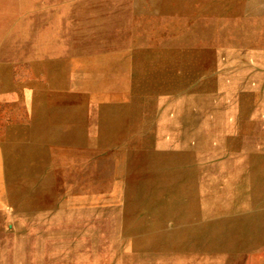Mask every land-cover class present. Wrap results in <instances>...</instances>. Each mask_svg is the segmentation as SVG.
Returning <instances> with one entry per match:
<instances>
[{
  "label": "rangeland",
  "instance_id": "1",
  "mask_svg": "<svg viewBox=\"0 0 264 264\" xmlns=\"http://www.w3.org/2000/svg\"><path fill=\"white\" fill-rule=\"evenodd\" d=\"M208 1L191 0L184 14L159 17L162 0H135L156 15L132 18L148 22L147 29L132 31L128 46L76 57L89 69L113 67L115 86L102 84L104 91L85 101L68 98L67 112L76 109L86 136L78 128L71 140L64 133L49 144L31 134L42 111L29 108L23 88L35 93L46 74L28 61L12 63L14 94L0 97V152L13 166L0 175V251L9 248L4 255L10 264H264L259 119L248 117V125L236 128L229 149L222 142L180 144V135L158 133L154 116L159 99L194 96L198 104L208 97V110L227 109L230 101L232 110L264 117V44L222 46L218 57L211 40L202 46L209 51L197 52L194 64L181 70V46L155 43L182 35L181 26L189 27ZM160 71L168 80L154 78ZM14 131L19 135L12 139Z\"/></svg>",
  "mask_w": 264,
  "mask_h": 264
},
{
  "label": "bare ground",
  "instance_id": "2",
  "mask_svg": "<svg viewBox=\"0 0 264 264\" xmlns=\"http://www.w3.org/2000/svg\"><path fill=\"white\" fill-rule=\"evenodd\" d=\"M162 1L157 12L159 17L184 14L185 4L191 0ZM225 1L227 0H209L203 3L196 10L199 17L193 18L189 27L181 26L182 35L178 34L167 41L155 40L160 46H181L178 68L191 67L197 59V52L201 55V52L209 51L202 46L211 40V51L218 57L224 54L218 53L222 46L234 48L264 44V18H261L264 16V0H254L251 4ZM147 14L155 15L141 8L135 0H0V97L10 98L14 94L16 85L11 80L12 63L28 61L35 71L45 72L47 79L45 85L33 94L27 92L25 86L23 88L25 99L29 100V108L42 111L35 123L37 130L34 128L31 134L37 133L41 140L45 139L49 144L60 141V135L64 133L71 140L81 128L76 109L69 108L67 112L66 107L70 103L68 98L75 96L84 100L87 96L103 92L104 90H100L102 86H115L112 81L113 67H109L108 71L89 69L88 65L81 64V60L76 57L83 52L130 45L132 31L148 28V22L134 24L132 18H144ZM234 16L237 18L234 19ZM252 16L261 19H251ZM201 17H207L209 24H202ZM198 40L201 47H196L200 46ZM164 52L160 51L159 56L156 55L159 63L158 57L161 58L162 55L164 59ZM74 56L75 59H70ZM221 59L218 58V61H226ZM138 61L141 60L138 58ZM242 72L243 70L237 74L240 77H235L236 80H240ZM107 77L111 79L108 82L105 80ZM84 82H87V88L80 89ZM78 90L83 94H79ZM42 97L45 101L43 104H33L35 99ZM13 133L12 139L17 138V131ZM78 134L86 136L88 130L81 129ZM37 153L38 155L33 153L32 156L35 158L41 154ZM8 164V155L0 152V175L13 167ZM42 186L40 184L39 189L45 188ZM5 249V252L0 251V264H10L4 255L9 248Z\"/></svg>",
  "mask_w": 264,
  "mask_h": 264
},
{
  "label": "crops",
  "instance_id": "3",
  "mask_svg": "<svg viewBox=\"0 0 264 264\" xmlns=\"http://www.w3.org/2000/svg\"><path fill=\"white\" fill-rule=\"evenodd\" d=\"M177 69L175 68L174 70L177 71ZM179 73L174 75L177 77ZM156 77L157 79L165 78L164 80L169 78H167V72L163 71L156 73L154 78L156 79ZM153 85H159V89L162 87L161 83ZM207 98L202 99L199 104L194 100V96L159 99L157 105L153 106V110L158 109V113L154 112L155 119L158 117V133L160 132L161 135L168 132L178 134L181 137L180 144H192V146H197V148L211 147L215 142H222L226 144L227 148L231 149L233 148V134L237 133L236 128L241 129V127L248 125L249 123L246 121L248 117L259 119L256 121L255 128L263 129L264 117L262 115H249V113L232 110L230 101H228L229 108L227 109L220 110L215 105H211L212 109L208 110L209 100ZM258 133L262 135L264 131H255V134L258 135ZM182 134L189 136L188 142L185 141L186 138L184 139ZM3 138L5 137L1 136L0 140Z\"/></svg>",
  "mask_w": 264,
  "mask_h": 264
}]
</instances>
